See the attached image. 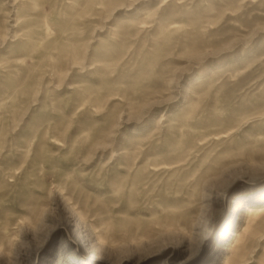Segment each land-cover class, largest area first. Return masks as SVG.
<instances>
[{"label": "rangeland", "instance_id": "1", "mask_svg": "<svg viewBox=\"0 0 264 264\" xmlns=\"http://www.w3.org/2000/svg\"><path fill=\"white\" fill-rule=\"evenodd\" d=\"M263 205L264 0H0V264H264Z\"/></svg>", "mask_w": 264, "mask_h": 264}, {"label": "bare ground", "instance_id": "2", "mask_svg": "<svg viewBox=\"0 0 264 264\" xmlns=\"http://www.w3.org/2000/svg\"><path fill=\"white\" fill-rule=\"evenodd\" d=\"M260 211H264V205L262 207H260V209H258V212ZM253 211H249L247 212L246 217H250L251 215H253ZM223 264H232V260L230 259V257H227L225 260H223Z\"/></svg>", "mask_w": 264, "mask_h": 264}]
</instances>
